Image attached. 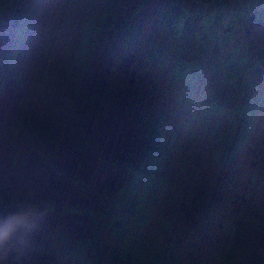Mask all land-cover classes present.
<instances>
[{
    "label": "rangeland",
    "instance_id": "1",
    "mask_svg": "<svg viewBox=\"0 0 264 264\" xmlns=\"http://www.w3.org/2000/svg\"><path fill=\"white\" fill-rule=\"evenodd\" d=\"M6 229L0 264H264V0H0Z\"/></svg>",
    "mask_w": 264,
    "mask_h": 264
},
{
    "label": "trees",
    "instance_id": "2",
    "mask_svg": "<svg viewBox=\"0 0 264 264\" xmlns=\"http://www.w3.org/2000/svg\"><path fill=\"white\" fill-rule=\"evenodd\" d=\"M200 13V12H199ZM224 14H227V13H224ZM190 15H193V14H190ZM190 15L188 14V15H186L185 14V16L186 17H190ZM200 17H203V20H204V22L206 23L207 22V20H205V17H207L206 15H204V14H202V13H200ZM234 18V17H233ZM207 27H208V25H207ZM103 28V27H102ZM102 30V29H101ZM206 31H207V29H206ZM196 35L197 36H199V37H201V34L198 32V33H196ZM218 107V109H216L218 112H223L224 111V109L223 108H221V107H219V106H217ZM221 108V109H220ZM233 113V112H232ZM237 113H238V111H237ZM240 113V112H239ZM241 114H242V111H241ZM230 115H231V113H230ZM252 115H248V117H251ZM243 117V116H242ZM243 120L244 121H247V124L245 125L244 124V122H243V124H244V127H243V131H244V133H245V137L243 138V140L244 141H246L245 140V138H246V136H247V129H246V127H248V125H249V122H248V118H247V116H246V118L245 117H243ZM149 143H153V142H151V141H149ZM241 143V142H240ZM244 144H245V142H244ZM165 145V144H164ZM179 145H180V147L181 146H183L184 144L182 143V142H179ZM166 146V148H167V145H165ZM151 145H150V148H149V150L147 151V153L146 154H148V155H152L150 158H152V159H149L150 161L148 162V163H152V161H154V159H156V161L155 162H157L160 158H158V157H156V155L158 154V153H160V155L162 154V152L160 151V150H158V149H154L153 150V152L152 151H150V149H151ZM162 146H160V148H161ZM152 150V149H151ZM158 152V153H157ZM156 154V155H155ZM142 169V171L141 172H144V168H141ZM138 176H140V175H138ZM147 176H148V174H147ZM146 178H148V177H146ZM239 199H240V197H238ZM104 200V199H103ZM45 204V206H50L48 203H44ZM98 216H100V214L98 215ZM102 216H103V214H102ZM128 239H125V241H127ZM124 242V241H123ZM131 246H130V244H129V242H125V248L124 249H117V246L115 247V249H113V251H111L112 252V255L113 256H115L116 255V260H112V257H111V264H117V259L119 258V255H117V254H120V255H127L128 253H129V248H130ZM128 252V253H127ZM102 253V252H101ZM101 253L99 252V250H98V256H96V255H94V257H95V262H98L99 261V264H103V261H102V259H101ZM114 253V254H113ZM138 264H141V262L140 263H138Z\"/></svg>",
    "mask_w": 264,
    "mask_h": 264
},
{
    "label": "clouds",
    "instance_id": "3",
    "mask_svg": "<svg viewBox=\"0 0 264 264\" xmlns=\"http://www.w3.org/2000/svg\"><path fill=\"white\" fill-rule=\"evenodd\" d=\"M11 229H6L2 236H0V240H7L11 236Z\"/></svg>",
    "mask_w": 264,
    "mask_h": 264
}]
</instances>
